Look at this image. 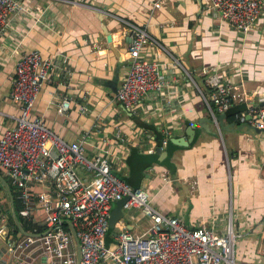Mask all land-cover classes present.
I'll use <instances>...</instances> for the list:
<instances>
[{
    "label": "crops",
    "instance_id": "1",
    "mask_svg": "<svg viewBox=\"0 0 264 264\" xmlns=\"http://www.w3.org/2000/svg\"><path fill=\"white\" fill-rule=\"evenodd\" d=\"M23 2L29 13L12 17L0 35V135L21 111V102L10 94L16 60L37 49L55 64L33 116L42 117L68 141L88 134V156L96 148L103 150L116 174L147 188L154 206L181 217L186 225L205 224L222 234L232 223L238 233L236 263L264 264V129L237 118L249 106L264 104V11L244 32L210 9L209 0ZM126 21L145 26L179 60L172 63L169 54L159 55L155 45L144 44L143 56L168 64L167 83L134 110L114 97L129 65ZM211 71L219 72L236 95L232 117L229 112L223 117L224 129L203 98L209 93L205 77ZM64 96L71 106L61 113L58 105ZM215 112L216 117L221 113ZM191 128L195 135L188 145L171 140H189ZM167 135L170 141L164 144ZM0 174L15 192L1 167ZM80 175L91 177L85 170ZM124 209L121 220L107 230L108 245L117 242L123 224L136 235L148 231L151 221L141 208ZM36 214L34 227L42 230L43 215ZM22 219L31 233L32 220ZM15 224L9 191L0 180V226L8 234H0V264H46L40 241L25 249L22 262L8 251V239L26 235Z\"/></svg>",
    "mask_w": 264,
    "mask_h": 264
},
{
    "label": "built area",
    "instance_id": "2",
    "mask_svg": "<svg viewBox=\"0 0 264 264\" xmlns=\"http://www.w3.org/2000/svg\"><path fill=\"white\" fill-rule=\"evenodd\" d=\"M209 2L210 9L221 12L228 22L244 32L254 27L264 11V0ZM20 12H28L23 0H0V35ZM126 23L130 32L129 65L114 97L134 110L147 94L164 88L167 83L164 72L168 64L143 56L144 44L155 45L159 55L169 54L172 63L179 60L145 26ZM54 64L53 58L43 56L37 49L28 50L16 60L10 94L21 102V111L15 124L0 135V167L16 187L21 216L34 223L36 212L41 211L43 215L42 230L34 227L22 238L8 239V251L15 259L25 261V249L40 241L46 264H105L107 261L113 264H237L238 233L232 223L222 234L205 224L186 225L181 217L154 206L147 188L134 186L116 174L103 150L96 148V153L88 156V134L68 141L55 133L42 117L32 115L34 103ZM205 83L209 93H203V98L217 122L215 111L228 110L236 95L231 84L217 71L208 72ZM70 106L71 99L64 96L58 109L65 113ZM237 118L264 127V104L249 106ZM169 138L167 135L163 143ZM81 170L89 172L91 177H82ZM124 197H128L125 207L141 208L151 224L148 231L139 235L123 224L117 242L108 245L106 233L112 205ZM68 221L79 238L80 259ZM4 227L0 226V234L6 237ZM262 246L264 253V239Z\"/></svg>",
    "mask_w": 264,
    "mask_h": 264
},
{
    "label": "water",
    "instance_id": "3",
    "mask_svg": "<svg viewBox=\"0 0 264 264\" xmlns=\"http://www.w3.org/2000/svg\"><path fill=\"white\" fill-rule=\"evenodd\" d=\"M109 38V36H108ZM226 115V112H221L216 120L217 122H219L220 125H222V128L224 129L225 128V125L223 124V117ZM248 118H250V116H248ZM210 121H211V118H209ZM215 121V120H214ZM242 123H247V122H242ZM239 124V128L242 129V127L244 126V124ZM204 127L207 128V125L204 123L203 125ZM255 127V126H254ZM257 130H263L264 127H256ZM191 137L189 140H186L185 137H181V136H177V137H172L171 140L179 145H188L189 142L191 141L192 137L195 135V128H191ZM0 180L3 182V184L6 186V188L8 189L9 191V195H10V199L12 201V214H13V217H14V220L18 226V229L20 231V235L21 234H30L29 232H27L21 222H20V219H19V215H18V212L16 210V207H15V198H14V194L12 193L11 191V188L10 186L8 185L7 181L4 179V177L0 174ZM128 199V197H124L122 199H119L116 201V204L115 206L112 208L111 210V214H110V217H109V228H113L116 223L124 216L125 214V203H126V200ZM68 223L70 224V228H71V232L77 242V256L78 258L80 259V243H79V238L77 237L76 235V230L75 228L72 226V223L70 221H68ZM108 228V230H109Z\"/></svg>",
    "mask_w": 264,
    "mask_h": 264
},
{
    "label": "trees",
    "instance_id": "4",
    "mask_svg": "<svg viewBox=\"0 0 264 264\" xmlns=\"http://www.w3.org/2000/svg\"><path fill=\"white\" fill-rule=\"evenodd\" d=\"M234 107V106H233ZM230 108H232V107H230ZM228 109V110H226L225 112L227 113V112H229L231 109ZM241 111H243V110H240V111H238V112H241ZM229 114L230 115H228V116H230V117H232L231 115H232V113H230L229 112ZM239 120V119H238ZM240 122V121H239ZM241 123V122H240ZM168 141H170V140H168ZM14 193V198H15V207H16V210H17V212H18V215H19V218L20 219H22V216H21V214H20V202H19V200L17 199V197H16V191L15 192H13ZM24 219V218H23ZM22 219V220H23ZM12 220V219H11ZM14 224V223H13ZM34 226H35V224L34 223H32V228L31 229H33L34 228ZM14 228H15V230H17L18 229V227L16 226V224H15V226H14ZM27 230V229H26Z\"/></svg>",
    "mask_w": 264,
    "mask_h": 264
}]
</instances>
